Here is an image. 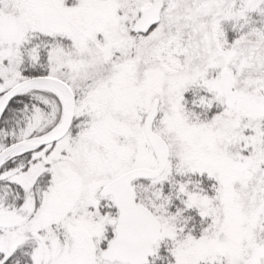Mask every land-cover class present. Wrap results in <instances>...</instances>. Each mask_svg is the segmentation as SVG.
Instances as JSON below:
<instances>
[{"label":"snow or ice","instance_id":"snow-or-ice-1","mask_svg":"<svg viewBox=\"0 0 264 264\" xmlns=\"http://www.w3.org/2000/svg\"><path fill=\"white\" fill-rule=\"evenodd\" d=\"M0 264H264V0H0Z\"/></svg>","mask_w":264,"mask_h":264}]
</instances>
